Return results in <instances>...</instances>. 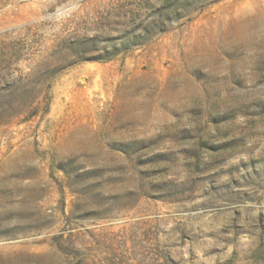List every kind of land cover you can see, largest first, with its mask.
Here are the masks:
<instances>
[{
    "label": "rangeland",
    "instance_id": "obj_1",
    "mask_svg": "<svg viewBox=\"0 0 264 264\" xmlns=\"http://www.w3.org/2000/svg\"><path fill=\"white\" fill-rule=\"evenodd\" d=\"M0 264H264V0H0Z\"/></svg>",
    "mask_w": 264,
    "mask_h": 264
},
{
    "label": "trees",
    "instance_id": "obj_2",
    "mask_svg": "<svg viewBox=\"0 0 264 264\" xmlns=\"http://www.w3.org/2000/svg\"><path fill=\"white\" fill-rule=\"evenodd\" d=\"M146 37H149V35H148V36H146Z\"/></svg>",
    "mask_w": 264,
    "mask_h": 264
}]
</instances>
